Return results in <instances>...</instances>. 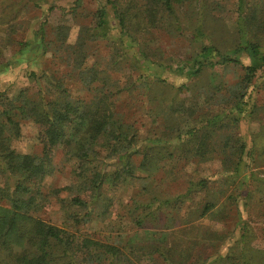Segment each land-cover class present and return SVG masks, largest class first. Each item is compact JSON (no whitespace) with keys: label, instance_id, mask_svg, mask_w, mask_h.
Returning <instances> with one entry per match:
<instances>
[{"label":"trees","instance_id":"obj_1","mask_svg":"<svg viewBox=\"0 0 264 264\" xmlns=\"http://www.w3.org/2000/svg\"><path fill=\"white\" fill-rule=\"evenodd\" d=\"M188 1L106 0L110 8L92 12L73 42L71 27L52 25L47 15L30 36L6 37L13 53L9 58L0 53V75L26 61L39 69L26 71L30 84L15 95L0 93V264H264V248L254 243L264 238V228L254 224L264 221V170L257 169L264 166V104L259 97L264 80H255L264 71V0H235L234 28L227 32L208 23V0H190L186 23L180 12ZM82 5L83 0H75L61 10L74 14ZM57 7L49 6V12ZM18 11L9 24L20 18ZM156 31L167 32L176 43L187 39L190 57L162 62L163 47L152 45ZM198 84L212 102L210 113L177 125L178 119L193 117L194 108L202 109L193 88ZM133 95L151 106L148 116L159 121L162 133L143 137V125L136 117L131 120L120 102ZM255 119L261 120L259 130L240 129ZM26 120L38 127L40 154L13 146ZM60 150L71 166V182L47 191L45 178L55 172ZM215 157L221 159L226 182L234 185L224 192L220 214L218 201L209 200L179 215L193 193L210 187V177L189 180L184 192L171 196L146 182L151 172L181 158ZM135 180L141 181L140 188L128 201L119 200V217L130 222L134 234L149 224L162 227L154 232L159 242L150 247L137 249L133 238L124 244L123 234L109 243L42 216L55 197L67 220L104 222L115 199L122 198L120 191ZM62 191L68 195L60 196ZM209 215L219 216L225 230L197 231L200 241L193 238L186 247L169 235L160 240L174 227ZM196 243L215 250L194 257Z\"/></svg>","mask_w":264,"mask_h":264},{"label":"rangeland","instance_id":"obj_2","mask_svg":"<svg viewBox=\"0 0 264 264\" xmlns=\"http://www.w3.org/2000/svg\"><path fill=\"white\" fill-rule=\"evenodd\" d=\"M3 3H0V50L5 58H9L13 53V47L11 44L5 45L6 37L12 36L14 38L20 39L24 36H30L32 34L33 28L39 25V21L44 19L47 15L48 21L51 22L52 25H58L59 23H65L71 27V34L69 37V41H75L80 25L82 23L90 22L88 18L91 17V13L97 11L100 7H108L106 4V0H83V5L81 7V11L79 10L76 15L66 13V11H62L61 8L65 7L69 9L74 5L75 0H38L39 6L35 5V1L33 0H0ZM209 9H208V23L213 27L216 23L224 32H227L230 28L233 27V9H235V0H208ZM218 3V5H216ZM56 4L58 7L54 9L52 12H49V6ZM190 0L182 6L180 15L184 21L189 22L191 20L190 16ZM15 8H19L18 14L19 17L13 22V25L9 24V20H11L13 14H15ZM66 9V10H67ZM110 12V10H109ZM12 15V16H11ZM110 17L112 14L110 12ZM17 23V24H16ZM156 41L152 42L154 47L162 46L164 57L160 60L162 62L170 63L171 59L174 57L179 58H188L191 55L190 44L187 39H180L178 43L171 38H167L169 34L164 31H156ZM170 42H169V41ZM104 53V52H101ZM245 63H249L248 57L242 58ZM31 61H26L24 63H19L9 69L6 73H2L0 75V93L2 91H7L8 96L15 95L22 87L28 86L30 84L29 76L26 74L29 68H37L39 67L33 66ZM210 72L206 71L205 76L209 77ZM256 81L264 80V71L259 72ZM205 81V80H202ZM197 90L196 97L202 103L200 104L202 109L194 108L193 117H187L185 119L180 118L176 122V124H184V121H191L192 118L196 117L200 112L202 113H210L211 108L208 104L212 102L210 100L206 101V89H203L202 86L196 85L193 87ZM79 90H77L78 92ZM262 104H264V90L261 91L259 95ZM122 107L127 113V116L133 120L135 117L139 120L138 125H143L141 128V133L144 136L151 135L153 133H162V127H159V121H152V118L149 117L148 112L151 114V111L148 110L149 105L144 100L142 101L139 97L133 95L123 96L121 97ZM191 99L186 102L188 105L190 104ZM187 105V106H188ZM190 106V105H189ZM178 115L182 114L177 112ZM264 122V118H263ZM155 124L153 129H150V125ZM261 120L255 119L250 120L249 123L245 122L241 125L240 129H243V132H256L261 127ZM21 132L22 135L13 140V146L20 152L23 153H33L40 154L42 153V144L39 141V132L37 125L31 121L26 120L21 124ZM250 142V139H249ZM209 153H214L213 156H217V152L211 151L209 148ZM106 151H104L105 153ZM222 152H220V157ZM57 167L53 174L48 175L45 178V189L47 191L51 190V188H61L67 186L71 182V166L63 159V152L60 150L57 153ZM215 157L212 160L202 161L200 158H181L178 162L173 163L169 167L166 165V168H157L153 173L151 172L152 177L148 179L147 184L152 188H156V190L163 195H176L184 192L188 185L189 180H198L203 176H207L212 178V182L210 187L205 191H200L193 193V200L186 202L183 206V210L179 215L184 212V216L188 215V212L191 210L190 208L202 207L206 201H218L217 213L220 214V202H223L225 195V191H231L234 188L233 184H229L224 179V176L221 174V159ZM220 159V160H219ZM257 169L264 170V166H260ZM140 176H146L147 173H139ZM139 180L132 181V185L128 188H124L120 191L119 196L121 199H115L114 204L112 205L110 210H113L112 215L109 214L108 218L104 222L97 223H89V224H76L70 220H67V216L65 213V209L61 207L60 203L57 201L55 197L52 198V203L50 206H46L42 215L47 221L54 223L60 227H69L70 230L80 232L81 234H86L88 236L102 239L103 241H107L109 243L114 242V238L118 237L120 234L126 238L124 240V244L126 241L133 238V244L135 243L137 249L146 246H151L155 241L159 242V239L155 237L154 232L157 230L163 229L162 227L156 226L154 224H149L146 228L140 229L139 233L134 234V228L131 227L130 222H127V219H120L119 215L123 212V206L119 200H126L130 198L131 194L138 192L140 188ZM68 193L66 191H62L60 196H67ZM125 201V202H126ZM219 210V212H218ZM244 218L246 214L243 213ZM192 222H194L192 224ZM258 230L264 228V221H258L254 223ZM225 225L222 221L219 220V216H206L203 218H198L197 220L190 221V223H182L179 226L174 227V230L168 233H163L160 236V240L166 239L169 235L170 241H174L177 244L180 243L181 247H186L187 242L194 238L195 242H199L200 235H197V231H202L203 229H212L217 231L225 230ZM229 228V227H228ZM264 231V229H262ZM136 236H134V235ZM133 235V236H132ZM195 235V236H194ZM171 243H174V242ZM150 243V244H149ZM255 245L259 248H264V238H258L255 240ZM213 247H209L208 243H196L195 245V254L194 257L199 255H206L211 252ZM145 262V261H144ZM146 263V262H145Z\"/></svg>","mask_w":264,"mask_h":264}]
</instances>
